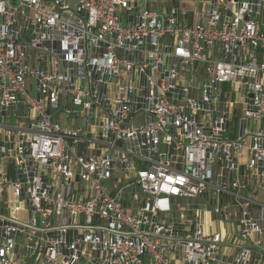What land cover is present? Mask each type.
<instances>
[{
  "label": "built area",
  "instance_id": "built-area-1",
  "mask_svg": "<svg viewBox=\"0 0 264 264\" xmlns=\"http://www.w3.org/2000/svg\"><path fill=\"white\" fill-rule=\"evenodd\" d=\"M157 1L0 0V264H220L173 212L223 196L226 264L262 261L264 0Z\"/></svg>",
  "mask_w": 264,
  "mask_h": 264
},
{
  "label": "crops",
  "instance_id": "crops-1",
  "mask_svg": "<svg viewBox=\"0 0 264 264\" xmlns=\"http://www.w3.org/2000/svg\"><path fill=\"white\" fill-rule=\"evenodd\" d=\"M241 106H237V111H240ZM20 114L22 115L23 112L21 111ZM11 132V130H8ZM3 132L0 131L2 135ZM230 137L234 138L236 136V128L235 124L231 123ZM249 140L245 141V147L240 151L237 157V161L241 167H243L248 160V149ZM4 167L7 173L12 176L13 174V166L12 162L6 160L4 162ZM264 172L259 177H254L250 179L249 186L246 191L242 193L243 196L253 200L256 203H263L264 202ZM187 205V211L183 214H179L174 210L173 217L174 219H180L181 217L188 218V219H195L198 218L199 222L203 225L204 230L206 233H218L220 234L222 240L224 241L223 247L221 248L219 259L221 261L220 264H226L227 262L231 261L232 258L236 254V248L233 242V236L235 233V226L236 221L238 218V211L236 206L234 205L231 198L228 196H223L221 199V206H222V213L220 216L213 215L208 207H204V202L193 200V201H184ZM257 209L252 208V216L256 217ZM217 221V222H216ZM217 223V227H216ZM253 239L260 240L262 242L263 248H254L253 249V260L258 261L262 259L261 262L258 264H264V232L261 234L253 235ZM167 256L171 259L172 255L170 253ZM174 264H178L174 262Z\"/></svg>",
  "mask_w": 264,
  "mask_h": 264
},
{
  "label": "rangeland",
  "instance_id": "rangeland-1",
  "mask_svg": "<svg viewBox=\"0 0 264 264\" xmlns=\"http://www.w3.org/2000/svg\"><path fill=\"white\" fill-rule=\"evenodd\" d=\"M157 1V0H156ZM144 3V0H141V4ZM157 3H159L157 6H154L155 8H157L158 12L161 11L163 5H164V0H158ZM184 3V2H183ZM182 3V5H183ZM195 1H193L192 3H189V5L193 6L195 5ZM61 119L62 124H64V117L62 114H59V117ZM19 119L17 118V121ZM16 126V119L14 118L12 113H9L8 117H6L5 121H1L0 120V127H4V130L6 129H13ZM217 222V221H216ZM216 227H217V223H216Z\"/></svg>",
  "mask_w": 264,
  "mask_h": 264
}]
</instances>
